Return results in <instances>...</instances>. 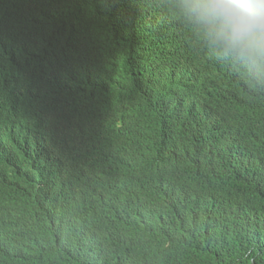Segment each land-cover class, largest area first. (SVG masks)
Instances as JSON below:
<instances>
[{"label": "trees", "instance_id": "16d2710c", "mask_svg": "<svg viewBox=\"0 0 264 264\" xmlns=\"http://www.w3.org/2000/svg\"><path fill=\"white\" fill-rule=\"evenodd\" d=\"M10 1L25 33L57 1L78 9L75 30L99 33L78 49L108 97L132 109L101 128L122 151L114 196L81 201L51 186L40 135L0 154V181L16 188L0 216L19 234L18 264H264V73L212 52L190 22L167 27L144 0ZM15 35L6 30V57ZM43 232L64 245L62 261L35 256Z\"/></svg>", "mask_w": 264, "mask_h": 264}, {"label": "clouds", "instance_id": "9594fccd", "mask_svg": "<svg viewBox=\"0 0 264 264\" xmlns=\"http://www.w3.org/2000/svg\"><path fill=\"white\" fill-rule=\"evenodd\" d=\"M144 2L165 18L167 27L190 22L212 52L264 73V0ZM41 11L48 13L47 19L35 32L25 33L18 6L0 0V154L18 153L31 136L40 135L41 141L50 143L46 170L50 184L70 185L71 194L81 201L92 194L114 196L125 185L117 167L122 151L101 128L117 129L132 109L121 111L122 105L108 97L113 91L102 90L100 72L78 49L99 34L75 30L78 9L57 1ZM9 28L16 29V35L6 57L2 46L9 44L5 36ZM6 182L0 181L4 194L0 202L13 203L16 188ZM11 230L10 220L0 216V264L27 259L11 251L19 236ZM31 248L38 259L60 262L65 257L64 245L48 232L35 236Z\"/></svg>", "mask_w": 264, "mask_h": 264}, {"label": "bare ground", "instance_id": "6f19581e", "mask_svg": "<svg viewBox=\"0 0 264 264\" xmlns=\"http://www.w3.org/2000/svg\"><path fill=\"white\" fill-rule=\"evenodd\" d=\"M16 68H12L11 69V71H14ZM77 85V84H76ZM84 85H87L86 83H84ZM98 120V119H97ZM30 157H33L32 155H30ZM5 159H8L9 160V157H2V158H0V160H5ZM12 160H10V161H6V162H8V163H10ZM37 167H38V165H37ZM22 168H27V167H22ZM56 171V169H55V167H52V171ZM11 178H13V177H11ZM60 178L62 179L63 178V176L62 175H60ZM55 179V176L53 177V179H52V181ZM53 184H51V186H52ZM2 192H0V196H3L4 194H1ZM6 195H8V194H6ZM9 196V195H8ZM24 196V195H23ZM25 197V196H24ZM8 202L10 201L9 199L7 200ZM10 203V202H9ZM5 204H7V203H3V202H0V207L1 206H4Z\"/></svg>", "mask_w": 264, "mask_h": 264}]
</instances>
